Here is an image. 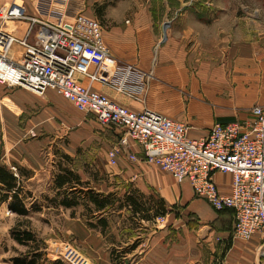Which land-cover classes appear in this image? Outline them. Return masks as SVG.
Masks as SVG:
<instances>
[{"label":"crops","instance_id":"crops-1","mask_svg":"<svg viewBox=\"0 0 264 264\" xmlns=\"http://www.w3.org/2000/svg\"><path fill=\"white\" fill-rule=\"evenodd\" d=\"M15 1L0 0V12ZM22 1L32 16L48 19V15L58 14L53 11V0ZM66 3L61 9H65L67 17L83 13L101 21L105 43L119 61L145 72L152 71L154 75L140 93V99L80 76L84 86L131 110L149 108L183 122L189 126L188 135L193 139L206 137L217 121L244 120L250 117L252 107H264V0L256 7L245 8L241 15L219 7L216 9L219 15L210 23L198 17L202 9L197 7H167L166 13L171 11L178 16L161 26L155 25L156 12L151 0L149 7L144 8L129 3V16L123 10L125 0H67ZM222 13L232 14L230 20L224 21ZM1 22L0 19V26ZM28 26L27 20L4 24L19 39L26 36ZM35 33L29 38L32 43L36 41ZM153 49H157V54ZM104 74L109 75L107 70ZM81 113L54 89L40 96L22 87L0 83V167L15 175L14 168L17 170L20 196L29 209L33 202L54 191L56 161L46 159V147L60 149L62 135L68 133L72 142L64 148V154L73 159L82 144L99 140V143L92 141L88 147L96 143L99 152L107 154L110 166L117 165L112 170L106 163L107 177L124 181L129 189L136 188L145 195L163 199L169 209L164 215L168 226L162 225L151 233L147 247L131 264H264L259 253L263 233H256L250 239L234 238L232 209L215 210L195 194L188 180L179 183L158 165L144 160L134 162L123 156L112 164L108 151L123 131L101 129L96 119H85ZM81 123L85 129L80 127ZM131 150L141 151L134 143ZM76 171L84 176L81 169ZM214 179L221 192H230L231 173L216 171ZM6 192L0 182V234L10 233L14 220L23 217L12 210L8 213L9 200L3 198ZM175 206L181 208L173 220Z\"/></svg>","mask_w":264,"mask_h":264},{"label":"built area","instance_id":"built-area-1","mask_svg":"<svg viewBox=\"0 0 264 264\" xmlns=\"http://www.w3.org/2000/svg\"><path fill=\"white\" fill-rule=\"evenodd\" d=\"M3 10L4 23L27 20L29 26L22 39L0 28V83L40 96L54 89L83 112L95 114L105 124L120 126L123 133L119 143L108 151L112 164L119 156L134 162L140 160L131 150L134 143L141 149L144 161L158 165L179 183L188 180L195 194L215 210L232 209L234 238L264 235L263 106L252 107L251 117L244 120L217 121L206 137L193 139L185 123L149 108L131 110L79 81L84 76L140 99V93L154 76L152 71H142L111 54L100 20L83 13L69 18L64 10L63 16L54 22L28 14L24 4L17 2ZM34 33L36 41L32 43L29 38ZM14 44L20 45V49H13ZM106 70L108 76L104 74ZM14 171L17 176L15 168ZM216 171L233 175L230 192L219 190L214 179ZM165 220L160 215L155 222ZM259 253L264 257V241Z\"/></svg>","mask_w":264,"mask_h":264},{"label":"rangeland","instance_id":"rangeland-1","mask_svg":"<svg viewBox=\"0 0 264 264\" xmlns=\"http://www.w3.org/2000/svg\"><path fill=\"white\" fill-rule=\"evenodd\" d=\"M66 1L67 0H53V5H55L53 11H57L58 14L53 16L48 15L47 17L49 20L56 22L60 16H63L65 9L61 11V8L63 4H67ZM259 1L260 0H151V4L156 12L154 17L155 25L161 26L164 21H171V18H176L178 16V14L171 13V11L166 13L167 7H197L202 9L199 10L198 17H203L205 22L210 23L219 15V13H216V9L219 7H224L225 9L230 8L233 10L232 12L241 15L245 13V8L258 6L260 4ZM15 2L23 4L22 0H16ZM125 2L126 4L123 10L126 12L127 16H129L128 11H130L128 7L129 3H132L135 7L141 6L143 8L146 6L149 7L150 5V0H125ZM4 14L5 11L2 10L0 12V19L2 20L0 28H5L4 24L6 25L3 19ZM194 15L196 16V13ZM221 15H224V21L227 19L230 20L232 16V14L229 13H222ZM129 18L130 17H128V19ZM5 29L9 30V28ZM18 48L19 47L14 44L13 49L18 50ZM153 53L157 54V49L153 51ZM153 61L155 63L156 59ZM72 104L82 112L80 115L83 116V118L91 119V117H93L96 119V122L101 125V129L102 127L106 129L117 128L123 131L120 126L113 123L105 124L100 121L95 114L85 113L74 103ZM81 124L80 127L84 128V123ZM88 131L91 134V131ZM63 135L60 149L57 147L48 149V147H46L44 150V155L48 161L49 159L50 161H54L55 159V172L58 171L57 164L62 162L69 167L75 168V170L81 169L82 174H84L82 177L83 180L90 181L91 185L97 190L104 192L118 190L120 194L123 195L129 189L127 188L128 184L124 181L117 182L113 177H107L109 174L104 172L106 169L105 165L108 163L107 154L99 152V148L96 145V143H99V140H92L97 142L93 143L91 147H88V144L92 141L82 144L70 163L62 158V154L66 153L64 148H66L69 142H72V139L69 138L68 133H64ZM94 135L95 134H93V136ZM119 139H117L113 145H117ZM140 152L142 153V151ZM140 152L137 154L139 159L143 160V155H141ZM108 165L110 166L109 163ZM116 166L117 165H111L109 168L113 170L116 169ZM47 195L46 198L42 200L38 199L32 204L41 205L45 208L31 211L28 217L23 216L14 220V228L33 231L37 241L30 244H20L13 238V230L10 233L0 234V264H13V257H24L32 253L34 248L36 249L38 247H42V251H45L44 253H46L47 256L46 259L49 261L61 259L64 264H115L111 258V251L113 249L119 254L125 247L140 240L141 242L138 248L131 254H128L124 259L126 261L125 263L128 264L134 262V259L138 258L140 253H142V249L147 247V238H149L151 233L166 224V221L159 224L155 222V220L148 222L142 219L143 213L135 214L129 209L124 208L120 211H116L111 216V226L105 234H102L99 230L97 231L89 228L86 221L87 218L83 215L85 212L82 206L77 207L75 216H72L71 212L58 210L57 207L49 201V195H54V191L52 193L49 192ZM148 195L150 194H146L147 197ZM145 199L147 200V198ZM147 206L148 202L146 203V207ZM179 208L181 207H174L177 212H172L171 219L175 220L174 217L178 216ZM166 225L168 226V224ZM44 261L45 259L42 260V262ZM44 264H48V262H44Z\"/></svg>","mask_w":264,"mask_h":264},{"label":"trees","instance_id":"trees-1","mask_svg":"<svg viewBox=\"0 0 264 264\" xmlns=\"http://www.w3.org/2000/svg\"><path fill=\"white\" fill-rule=\"evenodd\" d=\"M62 158L68 162H72L71 156L62 154ZM58 171L54 177L53 190L55 194L49 197V201L58 208H70L71 215L75 216L76 208L83 207V215L87 218V225L91 229L106 233L110 224L111 216L124 208L131 212L143 213L142 219L148 222L154 221L160 215L168 213V207L163 199L151 196H146L136 188H130L123 195L118 190L115 191H100L91 185L90 181H85L80 174L72 167L65 165L62 162L58 164ZM18 178L13 172H10L4 167H0V182L6 187L4 200H9V208L19 215L27 216L34 210L42 209V206L34 204L29 209L26 206L23 198L20 196V187L17 184ZM9 193L12 195L9 196ZM11 197V198H10ZM147 198V200L145 199ZM148 206L146 207V203ZM13 238L20 244H30L37 241L33 231L29 229H17L12 231ZM140 240L133 242L125 247L118 254L115 249L111 251V258L115 264H126L125 258L136 250L140 244ZM42 251V247L34 248V251L24 257L16 256L12 258L13 264H64L61 259L49 261L46 259V253ZM45 257V258H44ZM124 257V258H123ZM42 262V260H44ZM131 264V263H128Z\"/></svg>","mask_w":264,"mask_h":264}]
</instances>
